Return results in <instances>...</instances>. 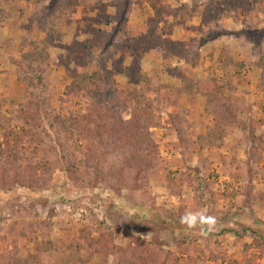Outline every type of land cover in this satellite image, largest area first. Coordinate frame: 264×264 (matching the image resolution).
Listing matches in <instances>:
<instances>
[{"label":"rangeland","instance_id":"1","mask_svg":"<svg viewBox=\"0 0 264 264\" xmlns=\"http://www.w3.org/2000/svg\"><path fill=\"white\" fill-rule=\"evenodd\" d=\"M152 1L45 0L41 15H34L26 0H0V264L14 239L25 258L36 252L34 241L47 235L55 249L33 264H117L129 245L137 246L140 264H264V79L257 59L264 51V10L242 9L205 23L195 0H159L162 17L154 16ZM50 10L55 26L41 89L21 53L30 40L48 36L43 17ZM90 62L102 64L122 89L127 67L138 66L170 96L157 111L160 125L150 128L156 153L146 181L140 168L123 167L111 183L110 151L125 146L116 141L109 149L96 142L88 155L99 181L85 180L87 146L77 139L71 149L82 179L64 171L60 141L47 129L48 113L80 114L94 138L112 130L98 125L106 109L98 111L89 93H63ZM227 74L234 91L219 96L231 95L234 120L221 145L201 147L198 136L214 121L204 92ZM19 148L36 151L35 176H45L44 183H31L16 162L7 167L5 155ZM186 211L217 217V230L207 237H172L159 229L172 218L181 224ZM254 218L259 225L253 234L244 226ZM74 244L76 250L69 247Z\"/></svg>","mask_w":264,"mask_h":264},{"label":"trees","instance_id":"2","mask_svg":"<svg viewBox=\"0 0 264 264\" xmlns=\"http://www.w3.org/2000/svg\"><path fill=\"white\" fill-rule=\"evenodd\" d=\"M44 1L45 0H26V2L32 4L33 9L31 12L34 15H41L42 12L40 9ZM194 7L201 10L200 15L202 22L207 23L232 17L242 9H245L248 13L251 11H263L264 0H195ZM151 9L156 17H162L166 14L165 8L159 0H153L151 2ZM47 13L48 14L43 17V21L48 36L44 39L30 40L27 50L21 53V62L27 67L33 81L41 89L45 86L43 82V71L49 58L47 47L49 41L53 38L52 32L55 26V14L51 10ZM127 14L128 10L127 7H125L122 13L124 21L127 19ZM130 32V28H127V30L125 29L124 38L126 41L131 38ZM146 33L151 36L153 35L150 28L147 29ZM157 44L159 43L156 42L155 45ZM202 44L203 39L199 45ZM257 59L258 63L262 65L263 73L261 77L264 79L263 50L259 52ZM86 67V70L76 74L73 80L65 85L63 93L68 96L78 94L86 96L89 93V97L95 98L94 102L98 111L103 108L106 109L105 116L99 118L101 119L102 125L98 124L101 126L98 127L112 128V130H110L108 137L103 138V135H99L97 138H94L92 129L83 122L84 119L80 114L72 110L67 111L64 115L48 113L49 122L47 124V129L50 133L54 134V136L58 137L60 141L61 148L63 149V156H61V158L67 166L64 169L65 173L73 174L75 180L79 179V168L76 162H74L75 151L71 149L75 142H73V140L77 139L87 146L83 150V167L87 175L85 180L89 181V183L99 181L100 178L96 175L98 173L97 165L88 155L92 152L96 142L97 144H102L103 149H109L113 146V143H115L114 141H116L125 144V146H121L117 150L110 149L112 155L109 169L111 179L113 180L111 183H117L116 178L121 174L120 171L123 167L136 170L140 168L143 172L139 174V178L142 179V181H146L149 176L150 163L153 158L152 155L156 153L155 145L150 134V128L160 125V118L157 111L159 107L166 102L165 100L169 101L170 96L166 92L161 91V86L153 85L151 78L141 71L138 66H133L132 68L127 67L126 77H128V85L123 89L117 87L110 71L102 64L90 62ZM225 76L221 85L214 83L204 92L205 108L211 109L214 121L212 125L207 126L203 135L198 136L197 141L201 147L221 145L227 128L231 126L234 120V115L231 111V95L224 98L219 96L221 91L231 93L235 88L228 74L226 77ZM111 85L113 86L111 87ZM162 87L167 89V86ZM106 89L108 90L105 92ZM92 90H94V92H91ZM45 101L46 99L42 100L43 106L46 110L51 109L50 104L45 103ZM124 112H128L129 119L123 117ZM35 159V150L27 154L26 149L22 148L8 151L5 155L7 167L10 162H16L19 169L24 170L23 174L31 183L35 182L36 184H41L46 181V177L35 176L36 166L33 163ZM27 173L29 175L28 177L26 175ZM30 187L32 186L30 185ZM110 192L111 195H113V192ZM260 198L264 202V194ZM245 217H248L247 214ZM177 220L178 219L172 218V220H169L170 222L161 221L159 223V229L161 231H168L172 237L178 234L181 235L180 237H183L187 232L192 235H198L196 234L198 229H188L186 226L179 224ZM40 223L44 225V227L47 226V223L44 221ZM248 225L249 226H244L247 231L249 230V232L253 234L258 231L259 223L257 219L251 223L249 222ZM77 245L78 244L69 245V247L72 250L73 248L76 250L78 247ZM86 245V247H93V250L101 249V247L93 242H88ZM136 247L135 245H129L119 252V258L116 260L117 264H140V259H143V257ZM34 249L36 252L33 255L21 258L18 256L19 244L14 239L11 241V248L7 249L1 256V264H33V262L37 260V256H41L47 251L54 250L55 246L47 235V238L34 241ZM105 250L107 253L111 251L110 248L106 247Z\"/></svg>","mask_w":264,"mask_h":264},{"label":"clouds","instance_id":"3","mask_svg":"<svg viewBox=\"0 0 264 264\" xmlns=\"http://www.w3.org/2000/svg\"><path fill=\"white\" fill-rule=\"evenodd\" d=\"M129 118L130 117H125V119ZM193 166H195V161L193 162ZM180 222L188 229H198L196 234L202 237H207L212 232L216 231L219 224L217 217L209 215L204 211H186L181 216Z\"/></svg>","mask_w":264,"mask_h":264}]
</instances>
